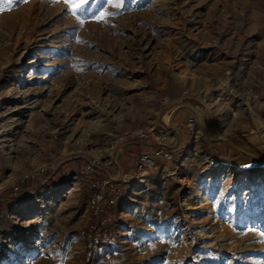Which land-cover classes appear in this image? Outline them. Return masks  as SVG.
Here are the masks:
<instances>
[{
  "label": "rangeland",
  "instance_id": "1",
  "mask_svg": "<svg viewBox=\"0 0 264 264\" xmlns=\"http://www.w3.org/2000/svg\"><path fill=\"white\" fill-rule=\"evenodd\" d=\"M69 9L0 0V264H264V167L208 160L257 159L238 148L264 158V141L252 140L264 124V0ZM137 141L149 153L165 142L173 156L147 169L141 190L121 162ZM119 167L129 181L112 175ZM61 169L63 186L8 197ZM94 169L121 201L83 183ZM98 191L108 240L95 250L87 235Z\"/></svg>",
  "mask_w": 264,
  "mask_h": 264
},
{
  "label": "trees",
  "instance_id": "2",
  "mask_svg": "<svg viewBox=\"0 0 264 264\" xmlns=\"http://www.w3.org/2000/svg\"><path fill=\"white\" fill-rule=\"evenodd\" d=\"M247 141V140H246ZM249 148H253L252 145L248 143H245ZM146 142L144 141H137L133 145H131L127 150L124 152L122 156L121 162L123 163L124 168L126 169V172L129 174H133L136 170V167L138 166L140 156L143 153H146L147 150H145ZM257 151V150H256ZM70 165H74L73 162L69 163ZM50 172L49 171H43L39 176L33 177V178H27L26 180L20 181L16 183L15 188L17 190L18 195L14 196L13 190L14 188H9L7 190L8 197L11 198L13 201L19 200L24 194H31L35 192L39 186L44 183L45 184L40 188V190H53L57 187L63 186L67 179L68 175H65L64 170H59L53 177L50 178ZM106 179V175L103 171L99 169H94L93 171H88L86 174L83 175V183L87 184L89 183L90 186H93L92 190L100 189L103 181ZM41 180V181H40ZM37 182V183H36ZM37 185H34V184ZM119 190H116L115 193H113L112 197L116 199L117 202L121 201L119 196H121L118 193ZM122 197V196H121ZM4 199L0 197V208L3 207ZM12 203V201L10 202ZM106 215L104 214V217ZM99 245H103L104 243L102 241L98 242ZM86 264H91V260H88Z\"/></svg>",
  "mask_w": 264,
  "mask_h": 264
},
{
  "label": "built area",
  "instance_id": "3",
  "mask_svg": "<svg viewBox=\"0 0 264 264\" xmlns=\"http://www.w3.org/2000/svg\"><path fill=\"white\" fill-rule=\"evenodd\" d=\"M190 123L194 122V119L189 120ZM156 134L161 138H165V131L163 128L156 129ZM143 135V134H139ZM172 150L170 147L165 143V142H159L158 145H155L154 150L152 153L146 152L143 153L140 156L138 166L136 168V176L135 177H144L147 169L151 166L154 165L155 162L163 161V160H170L172 159ZM126 175L122 174V177L124 178ZM122 177L118 178L121 179ZM122 178V180H123ZM125 180V179H124ZM145 180V179H144ZM116 182L112 181L110 176L106 178L103 183L102 187H109L111 188V192H115L117 189L115 188ZM105 201L104 196L102 195V192L98 191L95 192L92 198V209L93 212L92 214L98 218L97 223L91 222L92 224L89 227V235H87V246L91 249L94 248L95 250L99 248V241H107L108 240V235L106 234L105 231H102V234L100 233V230L102 227L106 226V216L104 217V207H103V202ZM114 201V199H113Z\"/></svg>",
  "mask_w": 264,
  "mask_h": 264
},
{
  "label": "bare ground",
  "instance_id": "4",
  "mask_svg": "<svg viewBox=\"0 0 264 264\" xmlns=\"http://www.w3.org/2000/svg\"><path fill=\"white\" fill-rule=\"evenodd\" d=\"M195 105H196V103H195ZM197 105H198V103H197ZM166 121H167V123H169V116H167ZM258 127L260 128V135L259 136H252V140L255 141L258 139H262L264 141V124L263 125L258 124ZM13 158H15V156ZM111 160H112V163L114 164V166L115 165L117 166L118 159L116 157H113ZM208 160L212 164L213 168L218 167L220 165H224V166L234 167L238 171H244V170H248V169H252V168L264 167V160H261V159H256V160H251V161H233V160H230L228 158H213V159L208 158ZM122 174H123V171H122V168H120V167L116 168L114 173H112V175H114V177H119V178L122 177ZM125 177H124V179H125ZM16 178H17V174H14L8 180L14 181ZM129 182L132 186H135L137 188V190L145 189L147 187L146 186V180H144L142 177H133L130 179Z\"/></svg>",
  "mask_w": 264,
  "mask_h": 264
},
{
  "label": "snow or ice",
  "instance_id": "5",
  "mask_svg": "<svg viewBox=\"0 0 264 264\" xmlns=\"http://www.w3.org/2000/svg\"><path fill=\"white\" fill-rule=\"evenodd\" d=\"M88 2V0H65V3L70 5V11L75 16L77 14V10H83L84 5ZM105 16V13H101L100 16L96 17V19H102ZM79 19V17H77ZM83 23V21H80Z\"/></svg>",
  "mask_w": 264,
  "mask_h": 264
},
{
  "label": "water",
  "instance_id": "6",
  "mask_svg": "<svg viewBox=\"0 0 264 264\" xmlns=\"http://www.w3.org/2000/svg\"><path fill=\"white\" fill-rule=\"evenodd\" d=\"M179 109H180V108H178V109H176V111H174L173 116L176 114V112H177ZM218 140H224V141H227V142H229L232 146H234L235 148H238L237 146H235L234 144H232V143H231L229 140H227L226 138H219ZM238 149H239L240 151L244 152V154H246V155L249 156V157L264 160V158L256 157V156L252 155V154L249 153V152L243 151V150H241L240 148H238ZM113 176H114V175H113ZM125 181H129V179L127 178V176H126V178H125Z\"/></svg>",
  "mask_w": 264,
  "mask_h": 264
}]
</instances>
